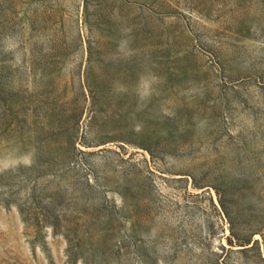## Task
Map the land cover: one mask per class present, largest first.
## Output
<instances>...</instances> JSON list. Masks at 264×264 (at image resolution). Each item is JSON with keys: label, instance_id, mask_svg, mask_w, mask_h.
<instances>
[{"label": "rangeland", "instance_id": "374dc122", "mask_svg": "<svg viewBox=\"0 0 264 264\" xmlns=\"http://www.w3.org/2000/svg\"><path fill=\"white\" fill-rule=\"evenodd\" d=\"M0 264H264V0H0Z\"/></svg>", "mask_w": 264, "mask_h": 264}]
</instances>
